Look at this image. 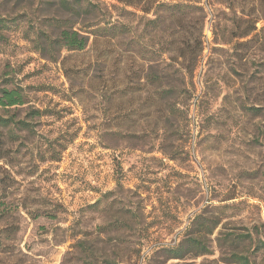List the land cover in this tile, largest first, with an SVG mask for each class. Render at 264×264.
Here are the masks:
<instances>
[{"label":"rangeland","instance_id":"374dc122","mask_svg":"<svg viewBox=\"0 0 264 264\" xmlns=\"http://www.w3.org/2000/svg\"><path fill=\"white\" fill-rule=\"evenodd\" d=\"M213 1L160 21L127 8L124 74L90 84L93 45L35 46L59 0H0V94L24 97L0 108V264H264V21L232 39L233 10L264 0ZM190 37L192 78L170 48Z\"/></svg>","mask_w":264,"mask_h":264},{"label":"trees","instance_id":"16d2710c","mask_svg":"<svg viewBox=\"0 0 264 264\" xmlns=\"http://www.w3.org/2000/svg\"><path fill=\"white\" fill-rule=\"evenodd\" d=\"M205 0H105L104 6L102 3L95 4L91 0H59V4L67 12V17L56 19L53 23L47 26L53 32H58L56 37L50 36L46 32L37 33V41L35 46L41 52L50 51H69L76 53H84L91 45L95 47L99 59L95 60V67L104 65V69H94L93 74L89 76V72L85 71V78H88L89 83L98 82L100 77L97 73L106 71L108 68L113 69L114 73H119L116 78L119 80V75L124 74L125 69L121 68L122 53H121V38L125 34V27L117 18L122 16V12H128L127 8L133 11H141L145 15L153 13L156 21L162 18L179 17L185 10L200 8L204 10L203 4ZM209 6L214 7L213 0H207ZM251 9L246 11L245 7L241 10H233V30L232 39L236 41L237 47H247L254 39L258 37V23L264 21V16ZM108 17L102 16L105 13ZM257 13V15H256ZM116 16L118 17H115ZM135 14V13H132ZM264 14V13H263ZM167 15V16H166ZM80 18H85V21H79ZM83 23V27H80ZM54 34V33H53ZM247 40L245 42H242ZM176 51L177 58L183 59L187 64L184 70L193 77L194 72L201 64L203 52L205 50L203 40L189 38L187 44L183 47L173 41L170 43V48ZM164 51V47L161 49ZM167 50V49H166ZM74 72V71H73ZM131 72V71H130ZM143 73V74H142ZM138 81L156 79L160 81L162 78L155 74L150 77L145 74L144 70L133 73ZM171 91V89H169ZM24 105L23 95L16 90L3 89L0 94V108L7 109L15 106ZM2 121V119H0ZM2 126L7 127L8 122L3 121ZM264 246V242L261 243ZM236 264H254L249 257L244 255L235 256Z\"/></svg>","mask_w":264,"mask_h":264}]
</instances>
